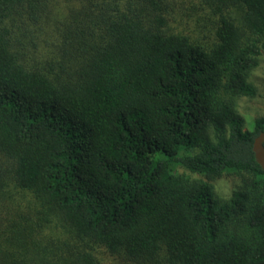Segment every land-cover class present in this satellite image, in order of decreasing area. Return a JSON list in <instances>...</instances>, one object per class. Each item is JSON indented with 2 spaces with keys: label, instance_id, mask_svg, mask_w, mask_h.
Wrapping results in <instances>:
<instances>
[{
  "label": "trees",
  "instance_id": "trees-1",
  "mask_svg": "<svg viewBox=\"0 0 264 264\" xmlns=\"http://www.w3.org/2000/svg\"><path fill=\"white\" fill-rule=\"evenodd\" d=\"M262 52L264 0H0V264H264Z\"/></svg>",
  "mask_w": 264,
  "mask_h": 264
},
{
  "label": "rangeland",
  "instance_id": "rangeland-1",
  "mask_svg": "<svg viewBox=\"0 0 264 264\" xmlns=\"http://www.w3.org/2000/svg\"><path fill=\"white\" fill-rule=\"evenodd\" d=\"M248 81L253 85L256 93L252 98L239 100L238 112L245 118L246 122L253 118L264 119V52L259 56L257 67L250 73ZM239 182V178L234 174H224L222 177L212 180L214 190L220 198H227L231 191L236 189ZM105 259L108 263L109 258L105 257Z\"/></svg>",
  "mask_w": 264,
  "mask_h": 264
},
{
  "label": "water",
  "instance_id": "water-1",
  "mask_svg": "<svg viewBox=\"0 0 264 264\" xmlns=\"http://www.w3.org/2000/svg\"><path fill=\"white\" fill-rule=\"evenodd\" d=\"M252 151L254 153L256 163L260 166L262 171H264V132H260L259 135L255 137L252 145Z\"/></svg>",
  "mask_w": 264,
  "mask_h": 264
}]
</instances>
